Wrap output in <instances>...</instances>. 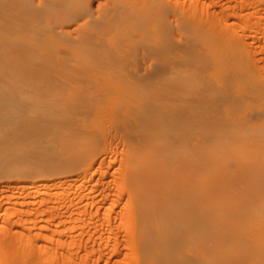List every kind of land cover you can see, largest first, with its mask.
I'll return each instance as SVG.
<instances>
[{
    "label": "rangeland",
    "instance_id": "rangeland-1",
    "mask_svg": "<svg viewBox=\"0 0 264 264\" xmlns=\"http://www.w3.org/2000/svg\"><path fill=\"white\" fill-rule=\"evenodd\" d=\"M131 148L171 195L155 263L264 264V0H0V264H141Z\"/></svg>",
    "mask_w": 264,
    "mask_h": 264
},
{
    "label": "bare ground",
    "instance_id": "bare-ground-1",
    "mask_svg": "<svg viewBox=\"0 0 264 264\" xmlns=\"http://www.w3.org/2000/svg\"><path fill=\"white\" fill-rule=\"evenodd\" d=\"M196 20V19H195ZM211 29V28H210ZM209 29V31H211V32H207V33H209V34H213V31L215 32V30H210ZM213 29V28H212ZM208 31V30H207ZM209 34H207V35H209ZM215 35V34H214ZM213 37V36H212ZM226 37H227V35H226ZM230 36H228V39L231 41V39L229 38ZM227 38H226V40H228ZM260 85V84H259ZM261 86V85H260ZM259 87V86H258ZM256 92H258V91H256ZM260 93H261V90H260ZM175 128V127H174ZM166 130V129H165ZM177 131V130H176ZM179 132V131H178ZM177 132V133H178ZM182 133V132H181ZM189 133V132H188ZM174 134V133H173ZM172 134V135H173ZM193 134V133H192ZM195 138V137H194ZM175 139V138H174ZM178 139V138H177ZM176 139V140H177ZM185 139V138H184ZM165 140V139H164ZM185 141H187V140H185ZM162 143H164L163 141H162ZM191 145V144H190ZM196 145V144H195ZM181 146H183L184 147V145H181ZM180 146V147H181ZM196 146H198V145H196ZM199 147V146H198ZM182 148V147H181ZM186 148H188V146H186ZM196 148V147H195ZM132 149V148H131ZM130 149V150H131ZM134 149V148H133ZM133 149H132V151H133ZM174 149H176V151H177V149H178V151H179V148H174ZM174 149H172V151H174ZM183 149V148H182ZM184 149H185V147H184ZM189 149V148H188ZM191 149V148H190ZM138 150V151H137ZM137 150L135 151H133L134 152V154H131V155H129V154H127V156H125V159H123L122 160V162L120 163L121 165H120V167L122 168V170H119V172H121L120 173V178H119V183L115 186L116 188L115 189H119L120 191H127V194H128V202H127V208H126V214H125V217L124 218H122L121 217V219L122 220H124L125 218H126V223H127V225H129L130 226V228L132 229V237H131V240H132V252L134 253L135 251H136V256L138 257V259H139V262H141V264H158V263H155L157 260H154L155 258H154V254L156 253L155 251L156 250H154L155 249V247L156 246H158V245H161L165 240V238L164 237H166V235L165 236H163L166 232L165 231H167V230H162L163 229V226H164V224L163 223H165V225H168V227H169V229L172 227V226H169V225H171V223H169L170 222V220L171 219H169V218H167L166 217V219H168V220H166L165 219V216H167V214H166V212L164 211V210H166V206L169 204V203H167V201L168 200H170L171 199V195H168V187H167V185L169 184V186L171 185V184H173L172 182H169V183H166L167 185H163V187H165L164 188V190L166 189V187H167V192H166V190L163 192V189L160 187L161 185L160 184H157L156 183V181H155V179H153V178H156V177H158V175L159 174H157V172H155V169L158 167V169L159 168H161V167H159V165H157L156 164V166L154 167V168H152L153 167V165L155 164H153L152 166H151V164H152V161L154 160V159H157V158H153V160H151V162H150V160H149V158L146 156V154H144V153H141L142 152V150L140 151L139 150V148H137ZM145 150V149H144ZM127 152L129 151V149L128 150H126ZM125 151V153H127ZM148 150H145L144 152H147ZM180 151L183 153V150H181L180 149ZM185 152L183 153V154H186L185 156H187L188 155V153H189V151L187 152V150L185 149L184 150ZM197 151V150H196ZM199 151H201V150H199ZM129 152H131V151H129ZM157 152H159L158 150H157ZM156 152V153H157ZM169 152H170V149H169ZM168 152V153H169ZM179 153L178 152V154L177 155H179V154H182V153ZM187 152V153H186ZM202 152V151H201ZM151 153V152H150ZM167 153V152H166ZM167 153V154H168ZM170 153H172V152H170ZM174 153H177V152H174ZM198 153V152H197ZM147 154H149V152H147ZM160 154H163V153H161L160 152ZM160 154H157L158 156L160 155ZM150 155V154H149ZM166 155V154H165ZM190 155H191V153H190ZM190 155H188L187 156V158H186V160L188 159V158H190L189 156ZM195 155H196V152H195ZM208 155V154H207ZM157 156V157H158ZM160 156H162V155H160ZM159 156V157H160ZM181 156H183V155H180V157ZM185 156H183V157H185ZM197 157V156H194V153L191 155V157ZM147 157V158H146ZM171 157H173V156H171ZM182 157V158H183ZM194 158H193V161L191 160H189V161H187V162H189V163H192L193 162V164H194V162H195V160H194ZM198 158V157H197ZM150 159H151V157H150ZM161 159H163L162 157L159 159V160H161ZM169 159L170 158H167V160L169 161ZM175 159H177V158H174V160ZM184 159V158H183ZM196 159V158H195ZM159 160H157L158 162H159ZM173 159H171V161H172ZM185 160V161H186ZM120 161V160H119ZM164 161H166V159H165V157H164ZM164 161H162V162H164ZM167 161V162H168ZM177 161V160H176ZM179 161H181L182 162V160H179ZM154 162H155V160H154ZM173 162V161H172ZM172 162H170L169 161V163H165L166 165H170V166H173V165H171L170 163H172ZM184 162V161H183ZM198 162V161H197ZM157 163V162H156ZM173 163H175V161L173 162ZM179 163V162H178ZM200 163V162H199ZM164 164V163H163ZM183 164H186V162H184ZM192 164V165H193ZM195 164H196V162H195ZM194 164V165H195ZM114 165V164H113ZM175 165V164H174ZM180 165V164H179ZM151 166V167H150ZM176 166V165H175ZM120 167H119V169H120ZM165 167H168L169 168V166H165ZM177 167H178V165H177ZM198 167V166H197ZM168 168H164L165 170H168ZM171 168V167H170ZM90 169H92V166L90 167ZM151 169H153L154 170V172L157 174L156 175V177L154 176L155 174L153 173V170H151ZM158 169H156V171L158 170ZM182 169V168H181ZM118 170V169H117ZM152 172V175H153V178H152V175H151V172ZM176 171H177V169H175ZM174 170V171H175ZM180 170V169H179ZM159 171V170H158ZM171 171H173V169H171ZM195 171V170H194ZM85 172H86V170H85ZM85 172H81V174H80V176H78L79 177V179H82L85 175H86V173ZM166 172V171H165ZM84 173H85V175H84ZM118 173V172H117ZM116 173V174H117ZM162 173H164L163 172V168H162ZM169 172H166L165 173V175L166 174H168ZM173 173V172H172ZM180 173H182L181 171H180ZM187 173V172H186ZM196 173H198V171L196 170ZM184 174V173H183ZM191 174H194V173H191ZM199 174V173H198ZM197 174V175H198ZM151 175V176H150ZM164 175V174H163ZM171 175H174V173L173 174H171ZM175 175H177L176 174V172H175ZM189 175V174H188ZM187 175V176H188ZM197 175H196V177H197ZM179 176V175H178ZM90 177H92V175L90 176ZM118 177V176H117ZM163 177V176H162ZM175 177H177V176H175ZM183 177V176H182ZM194 177V176H193ZM195 177V178H196ZM198 177H199V175H198ZM159 178V177H158ZM172 178V177H171ZM184 178H185V176H184ZM181 179V180H183V181H185V185L187 184V180H185V179ZM114 179V178H113ZM121 179V180H120ZM188 179H191V178H188ZM194 179V178H193ZM199 179V178H198ZM154 180V181H153ZM159 180V179H158ZM163 180V179H162ZM168 180V179H167ZM180 180V179H179ZM178 180V181H179ZM179 181V185H181V189H182V185H184L183 183V181ZM196 180V179H195ZM177 181V180H176ZM177 181V182H178ZM197 181V180H196ZM81 182V181H80ZM77 183L76 185H75V187H77V188H79V187H81V183ZM151 182H153L152 184L153 185H151L150 183ZM154 182L156 183L155 184V186H154ZM176 182V183H177ZM190 182H191V180H190ZM198 182H199V180H198ZM116 183V182H115ZM121 183V184H120ZM175 183V184H176ZM193 183H194V181H193ZM40 184L41 185H47L46 184V181L45 180H40ZM51 184H53V186L54 185H56L57 184V182L54 180ZM120 184V185H119ZM163 184H165V183H163ZM174 184V185H175ZM156 185L158 186L159 185V188H156ZM174 185H173V188L175 189L176 188V185H175V187H174ZM188 185V184H187ZM186 185V186H187ZM194 185V184H193ZM193 185H192V187H193ZM196 185H198V184H196ZM20 186V189H22V190H24V189H31L32 190V188H34L33 186H27V185H25V184H20L19 185ZM119 186H120V188H119ZM195 186V185H194ZM198 186H200V185H198ZM118 187V188H117ZM171 187H172V185H171ZM187 187H189V185L187 186ZM172 188V191H174V189ZM178 188L179 187H177L176 189L178 190ZM197 188V187H196ZM154 189H156L157 191H161V189H162V200H161V203H159V201H158V205L159 204H163L164 206H165V208H164V210H163V207H160V205H159V207L157 206V204H156V198H160V196H159V194H157V193H159V192H157L156 190H154ZM171 189V188H170ZM169 189V190H170ZM175 189V190H176ZM189 189H190V187H189ZM154 190V191H153ZM156 191V193H154ZM171 191V190H170ZM180 191V190H179ZM182 191H184V188H183V190ZM194 191V190H193ZM119 192V191H118ZM118 192H116V193H118ZM167 193L166 194V197L165 198H167V196L170 198V199H165V198H163L165 195L163 194V193ZM160 193V194H161ZM173 193L174 192H172V193H170L169 192V194H172L173 195ZM179 193V192H178ZM195 193V192H194ZM120 194V193H119ZM122 194V193H121ZM124 194H126V192L124 193ZM124 194H122V195H124ZM176 194V193H175ZM186 194V193H185ZM164 195V196H163ZM188 195V194H187ZM180 196V195H179ZM88 197V196H87ZM172 197H174V198H176V199H178L177 198V194H176V196H172ZM182 197H186V196H182ZM198 197V196H197ZM173 198V199H174ZM84 199V198H83ZM161 199V198H160ZM176 199H174L175 201H176ZM180 199H183V198H181L180 197ZM81 200V199H80ZM159 200V199H158ZM164 200V203L162 202ZM167 200V201H166ZM173 200V201H174ZM185 200H187V198H185L184 199V201ZM85 201V200H84ZM173 201L172 202H170V203H173ZM174 201V202H175ZM90 202H92V201H90ZM169 202V201H168ZM178 201H176L173 205H175L176 203H177ZM213 202V201H212ZM126 203V202H125ZM179 203V202H178ZM177 203V204H178ZM181 203V202H180ZM189 203V202H188ZM188 203H186V201H185V204H187L188 205ZM166 204V205H165ZM182 204H184L183 203V201H182ZM193 204V203H192ZM212 204V206L214 205V203H211ZM89 205V204H88ZM93 205V204H92ZM197 205V202H196V204H195V206ZM112 206V205H111ZM178 206H180V207H183L184 208V205L182 206V205H179L178 204ZM178 206H173L174 208H176V207H178ZM186 206V205H185ZM168 207L170 208V204L168 205ZM167 207V209H169ZM171 207H172V205H171ZM187 207V206H186ZM185 207V208H186ZM189 207V206H188ZM191 207V206H190ZM104 208V207H103ZM162 208V215L160 214V215H158V213L161 211L160 209ZM169 209L168 211H170L169 213H170V215H172V213H179V211H182L181 209H179V207H178V212H176V209ZM197 208V207H196ZM86 209V208H85ZM187 209V208H186ZM193 209V208H192ZM68 210V209H67ZM98 210V209H97ZM171 210L173 211V210H175L174 212H171ZM107 211V210H106ZM109 211V210H108ZM168 211H167V213H168ZM183 211H185V209L183 210ZM118 212H119V210H118ZM163 212H165L164 213V216H163ZM123 213H125V212H123ZM122 213V216L124 215ZM181 213V212H180ZM187 212H185L184 214H183V216L186 214ZM166 214V215H165ZM195 214V213H194ZM193 214V215H194ZM182 215V214H181ZM180 215V216H181ZM189 215L190 214H188V216H185V218L183 217V219H186V221H187V217H188V220H192V218H189ZM119 216V215H118ZM158 216H159V218H158ZM195 216H196V214H195ZM162 217H164V220H166V221H164L163 220V222L161 221V218ZM172 217V219H173V221H176L175 219V216L173 215V216H171ZM175 219H174V218ZM193 217V216H192ZM113 218V217H112ZM118 218V217H117ZM194 219V218H193ZM119 221V220H118ZM167 221H169V222H167ZM185 220H181V222H182V224H183V222H184ZM109 222H110V220H109ZM167 222V223H166ZM178 222L179 221H177V222H175V223H173L172 225H173V227L174 226H176L177 225V227H178ZM187 222H188V224H187ZM186 222V224H187V226H183V229L182 230H184L186 227H190V226H188L191 222L190 221H187ZM190 222V223H189ZM195 222H196V220H195ZM177 223V224H176ZM176 224V225H175ZM185 224V222H184V224L183 225H186ZM126 226V225H125ZM177 227H174V229H177ZM192 228V227H191ZM197 228V227H196ZM173 228H171V230H172ZM188 229V228H187ZM195 229V228H194ZM178 230H181V229H178ZM191 230V229H190ZM193 230V229H192ZM196 230V229H195ZM161 231H163L164 233H161ZM175 231V230H174ZM186 232H188V231H186ZM186 232L184 231V233L186 234ZM193 231H191V233H192ZM196 232H197V230H196ZM167 233H169V232H167ZM166 233V234H167ZM190 233V234H191ZM195 233V231L191 234V235H193L195 238H196V235L194 234ZM153 234V235H152ZM175 234H177V233H175ZM174 234V235H175ZM126 235V234H125ZM151 235V236H150ZM173 235V234H172ZM178 235V234H177ZM176 235V236H177ZM190 235V236H191ZM197 235H198V233H197ZM170 236H171V234L169 235V238H170ZM192 236V237H193ZM194 237H193V239H194ZM121 238V237H120ZM169 238H167V240L169 239ZM181 239L180 240H182V236L180 237ZM184 239H186L185 238V236L183 237ZM190 238V237H189ZM199 238V237H198ZM116 239H118V238H116ZM175 239V238H174ZM192 239V240H193ZM167 240H166V242H167ZM187 240V239H186ZM177 241H179V239L177 240ZM176 241V242H177ZM183 242L182 243H184L185 241L184 240H182ZM190 240H187L186 241V243L185 244H188L187 242H189ZM127 242V241H126ZM165 242V243H166ZM193 242H195V241H193ZM193 242L191 243L192 245H194L193 244ZM198 242L199 243H201L200 242V240H198ZM197 242V243H198ZM131 243V242H130ZM129 243V244H130ZM181 242H179V244H180ZM198 243V244H199ZM178 244V245H179ZM196 244V243H195ZM119 245V244H118ZM164 246L163 247H165V245L166 244H163ZM189 245V244H188ZM162 246V245H161ZM184 246V245H183ZM182 246V247H183ZM191 246V245H190ZM198 246V245H197ZM196 246V247H197ZM199 246H201V244L199 245ZM203 246V245H202ZM150 247H153V248H150ZM179 247H181V246H179ZM187 247V248H186ZM184 246L183 248H181V252H180V249L178 250L179 252H175L176 254L178 253L179 255H178V258L180 257V255L182 256V260H181V258H179L178 260L179 261H186L188 258H189V255H191V252H194L195 253V255L192 253V255H194V256H192V258L194 257H196L195 259L199 262V260L200 261H202V259H203V257H201V256H198L197 254H199V253H197V252H199V251H197V249L198 250H200L198 247H197V249L195 248V245H194V250H192L191 248H188L189 246ZM168 248V247H167ZM211 248H213L212 246L210 247V249ZM111 250V249H110ZM158 250V249H157ZM128 251V250H127ZM204 251V250H203ZM210 250L208 249L207 250V252H209ZM212 252H214L215 253V249H212L211 250ZM167 251H165V256L167 257V253H166ZM171 252V251H170ZM205 253L203 254L202 253V251H201V253H202V255H205L206 254V256H207V260H209V261H207V263L208 262H213V259H211V258H208V255H207V253H206V251H204ZM211 252V253H212ZM101 253V252H100ZM114 253V252H113ZM162 253V252H161ZM172 253V252H171ZM190 253V254H189ZM210 253V252H209ZM213 253V254H214ZM126 254V253H125ZM157 254H158V252H157ZM163 254V255H164ZM169 254V253H168ZM189 254V255H188ZM102 255V254H101ZM185 255H187L188 256V258H186V256ZM200 255V254H199ZM109 256V255H108ZM161 256H162V254H161ZM176 256V255H175ZM198 256V257H197ZM128 257H129V255H128ZM158 257V256H157ZM164 257V256H163ZM199 257H201V258H199ZM99 258H100V256H99ZM106 258H108V257H106ZM169 258V257H168ZM184 258H186V259H184ZM191 258V257H190ZM199 258V259H198ZM110 259V258H109ZM158 259V258H157ZM161 259H163V258H161ZM160 259V260H161ZM164 259H167V258H164ZM184 259V260H183ZM205 259V261H206V257L204 258ZM177 260V261H178ZM211 260V261H210ZM138 261V260H137ZM159 261V260H158ZM157 261V262H158ZM13 262H18V264H27L26 262H20V261H18V260H16V261H14L13 260ZM106 262H107V260H106ZM116 262V261H115ZM138 262V263H139ZM204 262V261H203ZM160 263H161V261H160ZM184 263V262H183ZM211 264V263H210Z\"/></svg>",
    "mask_w": 264,
    "mask_h": 264
}]
</instances>
